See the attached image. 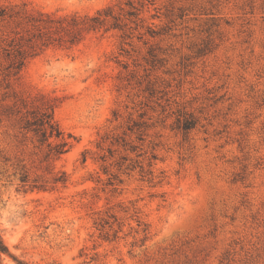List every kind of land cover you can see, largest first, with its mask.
Returning a JSON list of instances; mask_svg holds the SVG:
<instances>
[{
	"label": "rangeland",
	"instance_id": "374dc122",
	"mask_svg": "<svg viewBox=\"0 0 264 264\" xmlns=\"http://www.w3.org/2000/svg\"><path fill=\"white\" fill-rule=\"evenodd\" d=\"M127 1L0 5L95 14ZM133 1L145 2L133 38L110 29L74 49L47 48L15 83L55 98L56 119L77 139L56 165L67 186L25 191L14 166L29 163L31 149L0 122V229L12 254L4 262L264 264V0ZM7 94L0 86V116ZM139 111L151 118L141 160L149 169L152 157V174H123L114 191L98 144ZM186 120L194 126L185 132ZM107 211L118 217L109 240L95 225Z\"/></svg>",
	"mask_w": 264,
	"mask_h": 264
},
{
	"label": "trees",
	"instance_id": "16d2710c",
	"mask_svg": "<svg viewBox=\"0 0 264 264\" xmlns=\"http://www.w3.org/2000/svg\"><path fill=\"white\" fill-rule=\"evenodd\" d=\"M144 7L145 2L136 4L128 0L124 5H108L95 14H61L31 7L27 2L0 5V86L7 89L6 96L12 98V102L2 105L0 122L8 120L15 125L19 142L24 148H30L32 155L29 163L22 160L14 166V175L21 189L56 190L66 187L69 175L66 170L57 169L56 165L77 139L56 119L55 98L42 92L32 94L17 90L15 83L21 79L23 68L47 48L74 49L90 32L119 29L123 39L128 41L133 38L134 25L143 21ZM148 27L152 33V27ZM113 115L116 121L123 117L119 110H114ZM147 115V111H139L138 117L130 113L125 126L123 122L119 123V127L124 126L122 132H107L98 144L106 151L100 155L101 169L108 176L105 184L114 191L123 182V174H130L138 168L143 176L152 174V157L149 169L141 160L146 153L143 150L144 139L151 126V118ZM193 126L192 120H186L184 131ZM86 159L87 151L83 154V160ZM39 170L41 173H37ZM98 181L102 179L99 177ZM117 221L116 214L99 212L95 225L109 240ZM117 232L113 234L115 238ZM4 255L12 256L0 229V264H5ZM19 264L26 263L19 261Z\"/></svg>",
	"mask_w": 264,
	"mask_h": 264
}]
</instances>
